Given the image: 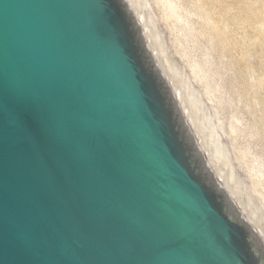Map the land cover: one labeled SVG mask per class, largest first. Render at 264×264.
<instances>
[{
    "label": "water",
    "instance_id": "obj_1",
    "mask_svg": "<svg viewBox=\"0 0 264 264\" xmlns=\"http://www.w3.org/2000/svg\"><path fill=\"white\" fill-rule=\"evenodd\" d=\"M0 264H264V205L145 0H0Z\"/></svg>",
    "mask_w": 264,
    "mask_h": 264
},
{
    "label": "rangeland",
    "instance_id": "obj_2",
    "mask_svg": "<svg viewBox=\"0 0 264 264\" xmlns=\"http://www.w3.org/2000/svg\"><path fill=\"white\" fill-rule=\"evenodd\" d=\"M145 2L264 205V0Z\"/></svg>",
    "mask_w": 264,
    "mask_h": 264
},
{
    "label": "bare ground",
    "instance_id": "obj_3",
    "mask_svg": "<svg viewBox=\"0 0 264 264\" xmlns=\"http://www.w3.org/2000/svg\"><path fill=\"white\" fill-rule=\"evenodd\" d=\"M170 6H173V5H170ZM166 7V6H165ZM174 8V7H173ZM173 8H170V9H173ZM174 11V10H173ZM176 27V26H175Z\"/></svg>",
    "mask_w": 264,
    "mask_h": 264
}]
</instances>
